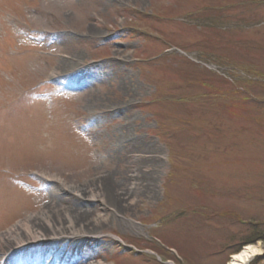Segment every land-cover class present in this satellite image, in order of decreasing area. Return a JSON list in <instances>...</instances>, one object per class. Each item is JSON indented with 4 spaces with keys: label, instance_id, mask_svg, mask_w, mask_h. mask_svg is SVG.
I'll return each mask as SVG.
<instances>
[{
    "label": "rangeland",
    "instance_id": "1",
    "mask_svg": "<svg viewBox=\"0 0 264 264\" xmlns=\"http://www.w3.org/2000/svg\"><path fill=\"white\" fill-rule=\"evenodd\" d=\"M51 206L101 223L0 264L264 249V0H0V237Z\"/></svg>",
    "mask_w": 264,
    "mask_h": 264
},
{
    "label": "bare ground",
    "instance_id": "2",
    "mask_svg": "<svg viewBox=\"0 0 264 264\" xmlns=\"http://www.w3.org/2000/svg\"><path fill=\"white\" fill-rule=\"evenodd\" d=\"M63 191H72V185L66 183L61 177L50 176ZM101 186V185H100ZM99 186V187H100ZM100 189V188H99ZM91 198L101 197L103 200L104 191L89 189ZM103 193V195L100 194ZM75 194L81 195L80 192ZM47 207V206H46ZM43 207L40 212L32 215L30 218L24 219L18 225L9 228L5 234L0 237V250L4 253L8 251L6 247L21 248L26 244L31 246L42 244L49 240H57L59 238H70L82 235H88L87 228L100 224V220L90 222L86 213L75 211H66L63 214L57 212L56 206L51 208ZM51 209V210H50ZM102 220H106L102 217ZM41 224L47 225V228H39ZM10 250V249H9ZM7 253V252H6ZM255 256H264V249L261 246L248 245L241 252L235 254L229 264H248ZM37 263V262H33ZM89 264H108L105 261L92 262Z\"/></svg>",
    "mask_w": 264,
    "mask_h": 264
},
{
    "label": "trees",
    "instance_id": "3",
    "mask_svg": "<svg viewBox=\"0 0 264 264\" xmlns=\"http://www.w3.org/2000/svg\"><path fill=\"white\" fill-rule=\"evenodd\" d=\"M215 7V6H214ZM256 74V73H255Z\"/></svg>",
    "mask_w": 264,
    "mask_h": 264
}]
</instances>
